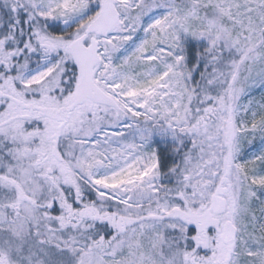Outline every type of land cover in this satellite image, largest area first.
Returning a JSON list of instances; mask_svg holds the SVG:
<instances>
[{
	"label": "snow or ice",
	"instance_id": "obj_1",
	"mask_svg": "<svg viewBox=\"0 0 264 264\" xmlns=\"http://www.w3.org/2000/svg\"><path fill=\"white\" fill-rule=\"evenodd\" d=\"M0 264H264V0H0Z\"/></svg>",
	"mask_w": 264,
	"mask_h": 264
}]
</instances>
